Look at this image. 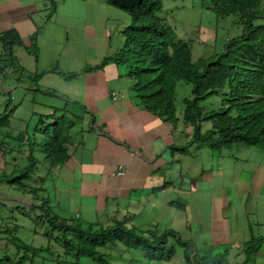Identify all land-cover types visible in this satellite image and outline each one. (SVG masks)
<instances>
[{"label": "crops", "instance_id": "crops-1", "mask_svg": "<svg viewBox=\"0 0 264 264\" xmlns=\"http://www.w3.org/2000/svg\"><path fill=\"white\" fill-rule=\"evenodd\" d=\"M128 14L112 0H0V52L1 36L12 32L22 40L13 47L14 59L16 46L35 50L33 59L16 57V67L0 68V81L18 73L20 84L26 75L41 74L31 79L34 87H22L37 95L57 91L78 116L70 157L53 168L52 184L66 195L64 211L106 226L124 222L158 236L176 233L166 242L168 255L153 259L141 247H126L116 264H200L204 258L214 260L208 264H264V149L236 144L216 155L222 149L196 139L187 105L173 118L147 108L128 67L106 62L126 44ZM13 89L4 87L0 175L17 172L21 158H28L21 135L34 130L41 114L66 113V105L34 100L44 108L18 116L24 108ZM14 102L20 104L12 110ZM211 126L203 121L202 133ZM36 155L51 173V162ZM121 164L127 175L114 176ZM2 195L0 189V201Z\"/></svg>", "mask_w": 264, "mask_h": 264}, {"label": "trees", "instance_id": "trees-1", "mask_svg": "<svg viewBox=\"0 0 264 264\" xmlns=\"http://www.w3.org/2000/svg\"><path fill=\"white\" fill-rule=\"evenodd\" d=\"M211 2L218 15H234L243 26V33L229 38L221 52L195 60L192 41L181 38L160 15L165 9L163 0H145L135 9H126L132 16L126 29V44L106 62L115 60L131 68L137 96L147 108L170 118L176 110L178 83L193 84L194 97L186 99V119L196 126V139L210 148L221 150L240 144L264 149V22H260L264 20V0ZM1 38L5 48L0 52V68L4 72L10 66L16 67L13 47L22 44V40L14 32ZM4 54L6 57L2 58ZM21 73L25 75L23 70ZM26 77L36 80L41 74ZM66 78L71 80L74 74H66ZM212 96L221 97V107L206 112L201 103ZM76 120L77 113L67 105L66 113L60 114L56 109L51 114H41L34 130L28 129L21 135L29 152L26 168L20 170V176L19 170L0 175V183L8 181L12 187L34 197L29 208L36 211L37 221L50 226L48 235L58 248L33 245L9 229L0 237L4 243L0 246V264H84L83 257L90 258L92 264H113L106 246L118 247L120 243L128 248L141 247L153 259L168 255L171 251H166L165 246L169 236L176 234L174 231L158 236L156 232L147 233L124 222L107 226L86 222L70 216L64 209L61 214L53 212V199L50 195L41 196L39 189H44L46 179L38 169L45 162L36 154H44L51 168L64 164L70 157ZM203 121L212 124L206 133L201 131ZM31 180L34 183L29 186ZM209 262L214 260L204 258L200 264Z\"/></svg>", "mask_w": 264, "mask_h": 264}, {"label": "rangeland", "instance_id": "rangeland-1", "mask_svg": "<svg viewBox=\"0 0 264 264\" xmlns=\"http://www.w3.org/2000/svg\"><path fill=\"white\" fill-rule=\"evenodd\" d=\"M163 3L165 5V9L160 15L164 20H166L167 24L171 25L176 30L181 38L192 41L193 58L195 60L210 58L213 55L221 52L229 38L239 36L243 33V26L237 20L238 18L234 15H218V13L212 9L211 0H163ZM262 9L264 11V4ZM128 17L129 20L132 19L131 14H128ZM260 22H264V20L262 19ZM33 45H35V43ZM32 49L33 50H31L30 47L16 46V62H18L17 58L21 57H23L21 58L22 60H25V55L33 59L31 54L35 55V50L34 47H32ZM29 60L30 59H26V62ZM26 65L28 69H31L32 72L36 73V71L33 69L34 64L32 62H28ZM128 69L131 71V68L128 67ZM129 70L128 73H131ZM16 75H18V73H10L1 77L0 119L1 117H4L3 104L4 106L7 105L3 99L5 95L4 87L6 85L12 86L14 88L12 91L13 96L17 98V100L20 99V103L24 109L22 112L18 113V116L22 115L23 118H25V115L31 114V112L36 109L44 108L42 104H37L34 102V100L40 102L45 100L48 101L49 104L53 103L59 107H64L67 105V103L64 101L65 97L62 98L55 90H53V94L40 93L37 95L35 92H31L29 89H24L22 85H30L31 87L35 83V80L32 81L29 78L26 79L24 83L17 84L14 79ZM192 89V84L185 81H180L177 85V112L184 110L186 106L185 101L187 98H192ZM20 103L14 102L11 109L13 110L15 106L19 105ZM221 104V97L212 96L204 100L201 103V106H203L204 111H211L221 107ZM60 113H62V111H60ZM208 125L209 124L204 126V130L207 129ZM0 129H2L1 124ZM235 150L237 149H231V151ZM215 152L216 155H220L221 152L224 154L227 153L226 149ZM13 153V151L10 152L11 155ZM28 154L29 152L26 151V155ZM46 162L49 163V159L46 158ZM27 164L28 159L25 157L21 158L18 176H20V170H24ZM38 172L46 179L45 185H43L44 189H39V193L41 196L50 195L53 199V204H55L53 205V212L61 214L62 210L66 209L67 199L66 195L57 192V190L54 188V185L52 184V177L55 175L53 168H51L50 173V171H47L46 169V164L39 165ZM33 183L34 180H31L28 185L31 186ZM35 184H37V182H35ZM1 185L2 187H0V189L3 192V198L2 201H0V230L2 231L0 237L5 236L7 234V230L10 229L15 230V233L18 237L33 245H52L54 248H58L57 242L48 235L51 230L50 226L47 223L37 221L36 211L32 208H29V206L32 205L34 201V197L25 195L21 190L12 187L11 183L8 181L2 183ZM55 200H57L58 203H56ZM20 206H22V208H20ZM2 245H4V243L0 238V246ZM106 247V253L109 254L108 259L113 264H116L114 259L116 260L119 258V253L121 254L126 251V247L121 243L118 244V247H113L111 245ZM81 260L84 262V264H92L90 258L83 257Z\"/></svg>", "mask_w": 264, "mask_h": 264}, {"label": "water", "instance_id": "water-1", "mask_svg": "<svg viewBox=\"0 0 264 264\" xmlns=\"http://www.w3.org/2000/svg\"><path fill=\"white\" fill-rule=\"evenodd\" d=\"M114 3L118 4L120 7L125 9H135L140 6L145 0H112Z\"/></svg>", "mask_w": 264, "mask_h": 264}, {"label": "built area", "instance_id": "built-area-1", "mask_svg": "<svg viewBox=\"0 0 264 264\" xmlns=\"http://www.w3.org/2000/svg\"><path fill=\"white\" fill-rule=\"evenodd\" d=\"M127 173H128V166L122 164L118 165L113 172L114 176H118V177H125Z\"/></svg>", "mask_w": 264, "mask_h": 264}]
</instances>
